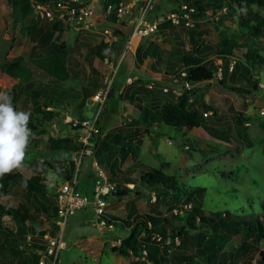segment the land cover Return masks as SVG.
<instances>
[{
  "label": "rangeland",
  "instance_id": "374dc122",
  "mask_svg": "<svg viewBox=\"0 0 264 264\" xmlns=\"http://www.w3.org/2000/svg\"><path fill=\"white\" fill-rule=\"evenodd\" d=\"M213 1L200 0L204 11L201 17L191 18L189 25L179 24L171 30L166 25L159 26L144 37L139 49L146 52V56L141 62H138L134 50L124 52L127 35L121 30L116 34L115 44L107 47L102 35L95 31L96 27L83 31L62 23L56 32L57 41L65 48V65L69 76L63 82H50L29 58L33 41L28 36V26L34 18L39 25H43L47 18L38 14L33 7L20 17L12 9L10 0H0V60L20 57L32 69L33 74L27 81L31 89L37 90V95L32 97L29 89L0 71V92L10 91L11 88L16 90L14 109L30 112V121L35 126L31 130L33 135L29 139L23 165L14 171L28 177L39 175L47 191H54L63 179L73 175L76 184L80 185L83 171L87 173V178L89 175L95 177L90 156H83L77 161L79 144L67 120L80 116L94 118L97 103H81V98L89 92L87 99H92L93 94L102 87L106 74L103 55L107 52L110 59L119 60V63L97 113L99 132L94 135L95 150L97 147L99 153L105 151L100 150L103 139L112 148L108 151L116 156L118 167L123 168L136 159L142 163V169L154 167L173 175L179 181L178 186H204L201 209L213 219L226 220L233 216L260 218L259 208L264 203V89L259 87L250 94H238L222 86L218 82L219 77H215L195 85L200 89L190 105L196 114L201 115L199 126L176 128L159 122L146 131L143 124L132 121L141 114L138 106H149V95H141L138 87L148 81H157V87L160 86L164 80L159 81L157 77L162 76L163 71L156 58L167 56L169 49L177 48L186 54L200 48L204 53L201 61L213 63L219 58L212 50L220 40L233 43L235 55L239 50L248 48L264 53V37H250L239 24L238 20L243 18L242 10L214 8L210 5ZM178 2L190 3L188 0ZM152 4V9H161L162 12L175 5L172 0H152ZM255 11L264 15L262 8ZM230 59L226 62L227 73L236 82L239 66L238 70L228 69ZM253 73L258 75L259 82L264 83V70L261 67H255ZM130 82L133 83L132 89ZM35 104L39 112L32 108ZM204 104H215L218 111L207 110ZM229 108L247 116L243 120L246 124L235 125L230 117L221 113ZM45 111L49 115H41ZM49 137L51 142L48 141ZM120 146L127 148L123 157L119 154ZM45 160L59 165L62 173L48 167ZM90 185L80 186V189L88 192ZM159 191V188L155 191L145 188L140 197H133L132 193L120 199L108 197L105 209L114 218H125L134 211L152 213L158 210L173 224H178V216L182 214L180 208L186 202L182 196L172 194L164 198L154 197ZM36 199L40 200V196ZM35 205L34 195L19 186H11L0 192V206L25 210L30 216L21 224L7 216L1 217L0 264H37L40 248L25 244L23 234L32 232L36 236L41 230L50 232L52 223L49 216L34 208ZM93 221L88 209L67 216L62 228L65 248L59 250V260L55 264H148L143 257L129 258L116 254L118 237L125 233L123 227L96 231L91 224ZM230 235V239H226V248L235 252L239 235ZM177 243V238L173 241L167 239L163 243L168 248L169 263H173L174 256L181 251ZM260 250L264 254V238L259 239L252 249L251 258L246 259L245 256L243 262L234 257L233 264H258ZM188 264L206 263L198 257Z\"/></svg>",
  "mask_w": 264,
  "mask_h": 264
},
{
  "label": "trees",
  "instance_id": "16d2710c",
  "mask_svg": "<svg viewBox=\"0 0 264 264\" xmlns=\"http://www.w3.org/2000/svg\"><path fill=\"white\" fill-rule=\"evenodd\" d=\"M31 1L38 3L50 1L49 3H52L51 0H10V4L12 9H15L19 16L23 17L29 11ZM188 1L190 2L188 5L193 8L190 12L191 18L201 17V12L204 9L200 5V0ZM172 2L175 5L170 9H177L180 2L178 0H172ZM210 5L218 9L225 7L229 11L242 10L243 18H240L238 22L246 30L247 34L252 38L264 37V15H260L255 11L256 8L264 9V0H214ZM158 11L162 12L161 9H152V13H157ZM61 24L62 21L60 20L47 19L43 25H39L36 18H34L28 26V36L33 41L29 50V58L38 68V71L50 82H63L69 76L65 65V48L57 41L56 32L60 30ZM163 25H166L170 30L176 26L170 24L169 21L160 24V26ZM233 45V43L220 40L217 47L212 50L222 62V77L218 78V82L229 90L247 95L259 88V78L257 74L253 73V70L255 67H261L264 70V53L261 54L255 49L248 48L244 51L239 50L235 55ZM196 51L197 53H195ZM195 52L185 54L174 48L169 49L167 56L156 58V63L161 66V70L165 73L173 72L178 68L184 69V78L192 85L176 97L170 91L164 92L160 86L157 87L159 83L157 81L154 82L155 86L151 89L140 85L138 88L141 91V95H149V106L147 108L138 106L141 114L138 118H132V121L143 124L146 131H149L153 124L159 122L176 128H191L200 125L201 115L196 114L191 108L190 102L192 100L189 101L188 97L197 95L200 88L195 85L215 78L217 65L215 62L201 61L204 53L200 48L196 49ZM134 55L138 58V62H141L146 56V52L140 51L138 44L134 49ZM229 58L234 60L230 70H238L239 66L236 82L227 73L226 62ZM0 71L29 89V95L32 97L37 95V90L31 89V84L27 81L33 74L32 69L26 66L20 57L10 60L1 59ZM227 79L230 81L228 82ZM129 84L130 87L133 85L131 82ZM4 93L11 96L12 106L15 108L16 90L11 88L10 91H5ZM88 96L89 92L84 93L81 103H84ZM130 99L132 98L130 97ZM34 103L36 102L34 101ZM203 107L214 113L218 111L215 104H204ZM32 108L39 112L37 104ZM221 113L230 117L235 125H241L243 120L247 118V116L242 115L239 110L234 108L221 111ZM41 115H49V112H41ZM95 123L97 125V118ZM28 127L31 130L35 128L30 120ZM206 128L209 129L208 127ZM48 141L51 142L50 137ZM100 150H105L106 154L103 155L102 153L99 155V150L97 151V147L95 150L94 146V156L105 178L113 183V190L106 193L104 198L120 199L130 195V193H132L133 197H140L143 196V189L145 188H150L153 191L159 188L160 191L154 194V197L164 198L172 194L182 196L186 202V205L180 208L182 214L178 216L180 222L176 225L158 210H154L152 213L131 211L132 213L127 214L125 218L110 216L113 228L121 226L125 229V233L118 237V244L115 248L116 254L129 258L143 257L148 264H188L189 261L198 257L206 264H233L235 258L243 262L245 261V256L246 259L251 258L252 249L259 239L264 238V203L259 208L260 218L233 216L226 220L221 218L213 219L205 215L201 209L204 186H178L179 181L173 175L165 174L154 167L142 169V163L135 159L123 168L118 167L116 156H113V153L108 151L112 150V148L103 139L100 142ZM119 150L120 157L125 156L127 148L120 146ZM45 162L52 170L62 173L63 170L59 165L49 160H45ZM136 171H138L137 174H135ZM40 179L39 175L28 177L14 171L12 174L0 177V192L11 186H19L25 189L35 197L36 205L34 208L43 211L51 218L52 223L55 216V190L47 191L46 185ZM128 182L135 183V187L129 188L126 186L125 183ZM37 196H40V200L36 199ZM169 210H171V207ZM3 216L12 218L20 224L30 217L25 210L21 211L18 208L0 206V219ZM55 230L56 227L52 224L50 233H55ZM43 233L44 231L41 230L34 236L32 232H29L32 240L30 244L41 249L40 242L42 241L41 234ZM231 233L232 235H239L235 252L226 248V239H230ZM25 234H23V238ZM154 235L158 236V238ZM174 238H177V247L181 251L174 256V262L169 263L167 257L168 248L163 243L167 239L168 241H173ZM257 263L264 264V254L261 250L259 251Z\"/></svg>",
  "mask_w": 264,
  "mask_h": 264
},
{
  "label": "built area",
  "instance_id": "2783aa9c",
  "mask_svg": "<svg viewBox=\"0 0 264 264\" xmlns=\"http://www.w3.org/2000/svg\"><path fill=\"white\" fill-rule=\"evenodd\" d=\"M50 2V1H49ZM47 2L38 3L31 1L30 6L38 11V14L45 18L57 19L62 23L68 24L76 29L83 31H95L102 35L105 44H110L116 39L118 30H128L124 39V52L130 50L141 42L144 37L154 32L160 24L169 21L173 25H189L191 22L190 12L192 7L180 2L177 9H168L163 12L152 13V0H106L102 6H97L92 0H51V4ZM182 20V22H181ZM98 28V30H97ZM121 54L120 58L122 57ZM217 65L215 77L221 75V59H216ZM106 74L103 77L102 87L92 96V101L97 103V110L94 118H68V122L73 128L78 142V159L83 156H90V165L95 170V177L92 179V187L88 192H83L75 182V175L65 178L55 188L54 204L55 216L52 224L55 225V233L44 231L41 234L42 241L40 245V256L37 264H55L59 260V250L65 248V241L62 239L63 224L68 215L75 211L89 209L94 221L91 223L96 231L112 229V218L106 211L105 206L108 201L104 195L113 190V183L108 181L94 158V135L98 131L95 120L99 107L103 98L107 94L111 78L116 71L119 60L109 59L107 56L103 58ZM233 59L228 62V69L231 68ZM158 76L159 81L164 80L160 84L162 91H170L176 97L183 90L188 89L192 84L184 78L185 70L178 68L177 70ZM259 87L264 89V83L259 82ZM146 88H153L154 82L148 81L144 84ZM192 96L188 100H192ZM205 115L206 112H203ZM246 124L245 122L243 123ZM129 188L135 187V183H125ZM156 238L158 236L154 235ZM25 244H30L31 237L27 233L24 235ZM118 242V240H117ZM22 245H20L21 247Z\"/></svg>",
  "mask_w": 264,
  "mask_h": 264
},
{
  "label": "clouds",
  "instance_id": "9594fccd",
  "mask_svg": "<svg viewBox=\"0 0 264 264\" xmlns=\"http://www.w3.org/2000/svg\"><path fill=\"white\" fill-rule=\"evenodd\" d=\"M31 113L17 111L12 98L0 92V177L12 174L22 167L29 139Z\"/></svg>",
  "mask_w": 264,
  "mask_h": 264
},
{
  "label": "crops",
  "instance_id": "0c3cea01",
  "mask_svg": "<svg viewBox=\"0 0 264 264\" xmlns=\"http://www.w3.org/2000/svg\"><path fill=\"white\" fill-rule=\"evenodd\" d=\"M93 2H95V4L99 7V6H102L103 5V3L106 1V0H92ZM121 31H123L126 35H127V32H128V30H126V29H122ZM115 42H116V39L115 40H113L109 45L108 44H105L107 47L108 46H110V45H113V44H115ZM106 51V50H105ZM128 51H133V47L130 49V50H128ZM105 56H107L108 58H109V56H108V53L107 52H105L104 53V55H103V58L105 57ZM110 59V58H109ZM105 65V64H104ZM156 71V70H155ZM161 71V70H160ZM163 71V70H162ZM159 71H157V73H158ZM132 84V83H131ZM118 85V84H117ZM130 85V84H129ZM132 86L133 85H131V89H132ZM134 91V90H133ZM86 103H92V102H94V101H92V99H87L86 101H85ZM153 126H155V124H153L151 127H153ZM156 126H158V125H156ZM74 149H76L75 148V146H74ZM137 148H132L131 150H136ZM103 153V155L104 154H106V152H100L99 153V155L100 154H102ZM113 156H115L114 154H113ZM94 158H95V160H96V157L94 156ZM136 160V159H135ZM137 161H139V160H137ZM96 162H97V160H96ZM132 162V161H131ZM97 165H98V163H97ZM92 167V166H91ZM92 169H93V167H92ZM94 170V169H93ZM81 179L79 180L80 181V185H78V187H82V186H88V185H90V182H91V185L89 186V188L91 189V187H92V179H93V176H90L89 175V177L87 178V173H85V171H83V174L81 175V177H80ZM107 201H108V197L107 198H105ZM88 211H89V213H91L90 212V210L88 209ZM110 214V213H109Z\"/></svg>",
  "mask_w": 264,
  "mask_h": 264
}]
</instances>
